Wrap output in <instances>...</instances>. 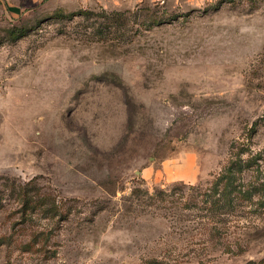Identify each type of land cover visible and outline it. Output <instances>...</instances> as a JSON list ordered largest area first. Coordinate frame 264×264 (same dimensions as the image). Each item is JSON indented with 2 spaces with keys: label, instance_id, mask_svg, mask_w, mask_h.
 I'll return each instance as SVG.
<instances>
[{
  "label": "rangeland",
  "instance_id": "374dc122",
  "mask_svg": "<svg viewBox=\"0 0 264 264\" xmlns=\"http://www.w3.org/2000/svg\"><path fill=\"white\" fill-rule=\"evenodd\" d=\"M0 264H264V0H0Z\"/></svg>",
  "mask_w": 264,
  "mask_h": 264
},
{
  "label": "trees",
  "instance_id": "16d2710c",
  "mask_svg": "<svg viewBox=\"0 0 264 264\" xmlns=\"http://www.w3.org/2000/svg\"><path fill=\"white\" fill-rule=\"evenodd\" d=\"M187 187H188V189H190V191L192 190L193 191V193H194V191H196L197 190V188L195 187V185H187ZM179 189H181V188H179ZM161 192L163 193V195L164 194H166V191H164V190H161ZM183 193V192H182ZM192 195V194H191ZM190 196V195H189ZM188 197V196H187ZM186 197V198H187ZM191 197V196H190ZM200 197H201V202H202V206H201V208H200V211H201V213H202V216H206V213L205 212H208L209 210H210V208H208V207H206V203H207V200H208V198L210 197L209 196V194H208V192H207V190H203L201 193H200ZM186 198H185V201L183 202V204L184 205H186V207L188 208V209H190L191 207H190V202H191V199H189L188 201L186 200ZM183 200V199H182ZM182 202V201H181Z\"/></svg>",
  "mask_w": 264,
  "mask_h": 264
}]
</instances>
